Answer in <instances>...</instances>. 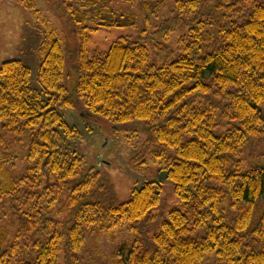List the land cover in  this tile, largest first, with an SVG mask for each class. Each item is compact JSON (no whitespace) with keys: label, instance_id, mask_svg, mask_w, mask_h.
<instances>
[{"label":"trees","instance_id":"trees-1","mask_svg":"<svg viewBox=\"0 0 264 264\" xmlns=\"http://www.w3.org/2000/svg\"><path fill=\"white\" fill-rule=\"evenodd\" d=\"M11 1L40 17L34 0ZM60 1L80 36L75 96L113 126L146 124L148 137L131 166L157 165L181 208L162 220L149 245L140 228L158 221L162 183L146 182L120 202L78 154L63 152L62 137L77 130L58 107L76 105L64 85L60 39L43 20L39 89L21 61L0 67V202L10 204L19 230L6 250L10 233L0 229V264H61L62 256L73 264L86 237L121 223L133 242L117 249L116 264H264V168L246 169L242 159L252 141L264 144V4L246 9L250 0H222L213 17H189L181 52L157 65L145 43L124 37L90 55L97 32L135 25V15L117 18V0ZM203 3L175 0L187 16ZM222 126L228 130L219 136ZM19 144L27 169L15 178L8 164ZM19 239L31 244L28 253H16Z\"/></svg>","mask_w":264,"mask_h":264},{"label":"rangeland","instance_id":"rangeland-1","mask_svg":"<svg viewBox=\"0 0 264 264\" xmlns=\"http://www.w3.org/2000/svg\"><path fill=\"white\" fill-rule=\"evenodd\" d=\"M40 17H35L11 0H0V67L5 61H21L31 70L32 87L39 89L38 74L40 67L39 48L47 30L43 20L56 30L66 59L64 85L68 87L76 107L74 109L59 108L65 121L76 128L77 135L71 138L62 137L64 153L75 152L84 162L86 170L93 169L101 175V179L110 184L118 201L129 200L133 189L141 188L146 182L159 181L163 185L162 201L154 211L158 218L155 223L143 222L140 234L150 245V237L155 234L162 220L166 219L174 208H181V203L174 192L173 183L165 180L159 167L151 160L147 161L146 169L136 171L131 166L148 137V127L143 122H133L120 126H113L106 120L89 115L84 100L75 96L77 81V51L80 46L78 27L62 7L60 0H34ZM165 1V3L163 2ZM200 8L193 12L179 15L175 0H133L124 2L117 0L112 5L119 19L120 14L126 18L131 14L136 16L132 28H120L110 31H99L93 35L89 44L90 55L106 53L110 46L119 38L139 41L148 46L152 60L157 65L166 60H172L180 53L179 40L186 34L190 26L188 18L209 19L214 16L215 7L222 0H203ZM252 2L264 4V0H250L246 9H250ZM93 13H89L92 16ZM89 24H92L89 22ZM225 124V123H224ZM223 124V125H224ZM222 126L216 134L221 136L227 131ZM15 158L8 164L9 171L16 178L26 173L27 164L23 158L26 148L20 144L12 150ZM2 152L0 151V158ZM246 169L251 167L264 168V144L260 139L252 141L242 155ZM8 206V207H5ZM10 204L0 202V229L9 230V247L15 245L18 221L11 215ZM232 215V211H228ZM65 216L64 214L62 215ZM257 217L254 218V222ZM133 236L126 223H121L113 229H106L101 234H91L86 237L85 245L74 259L73 264H116L115 252L123 243L132 244ZM16 253L25 251L30 243L18 240ZM16 256H19L16 254ZM21 256V255H20ZM63 264V256L60 260Z\"/></svg>","mask_w":264,"mask_h":264}]
</instances>
